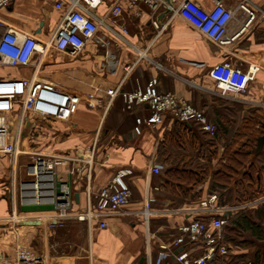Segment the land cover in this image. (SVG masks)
Returning a JSON list of instances; mask_svg holds the SVG:
<instances>
[{
	"label": "crops",
	"instance_id": "1",
	"mask_svg": "<svg viewBox=\"0 0 264 264\" xmlns=\"http://www.w3.org/2000/svg\"><path fill=\"white\" fill-rule=\"evenodd\" d=\"M59 1L65 6L69 3L12 0L9 8L0 10V17L32 33L45 46L63 17V10L55 8ZM183 1L171 0L169 5L161 2L153 7L141 1L121 0L122 12L114 18L109 11L117 0H105L89 10L101 25L95 39L77 55L49 47L45 54H35L29 66L5 67L3 71L0 68V79H30L36 69L39 81L78 97L69 120L45 121L43 129L35 134L39 126L35 129L29 117L19 140V150L25 151L32 142L33 152L47 154L87 152L94 147L93 162L90 166L84 164L79 176L68 178L69 165L60 168L61 176L70 179L74 192L73 212L85 209L89 194L97 193L114 176H122L132 191L130 203L105 218L104 229L99 227V220L91 225L73 217L66 219L62 227L49 224L55 219L53 209L32 213L42 219L40 225L10 222L13 208L9 198L2 195L3 182H8L2 167L5 160L11 163V156L3 151L11 148L17 136L19 118L16 113L0 114V264H157L160 245L180 236L178 227L191 220L186 212L199 202L192 199V193L179 199L165 190L162 184L169 165L158 156L166 132L178 120L167 116L159 126L135 135L136 117L147 115L149 110L141 111L143 106L127 109L125 95L156 80L159 92L183 97L204 113L216 133L208 136L198 122L183 123L197 124L214 139L219 156L243 125L245 116L264 109V0H249L257 17L248 28L247 16L236 13L228 29L230 36H238L223 47L178 14ZM193 1L206 10L217 2ZM223 1L232 10L239 2ZM2 33L0 28V36ZM223 61L241 69L250 63L261 67L245 94L223 96L216 89L208 73ZM91 101H99V107L90 106ZM19 155L17 171L23 177L29 158L21 162ZM196 158L189 149L187 164ZM154 165L162 167L159 174L152 173ZM208 184L207 180L202 187L206 190ZM147 198L153 199V214L148 220L142 214ZM161 264L174 261L170 258Z\"/></svg>",
	"mask_w": 264,
	"mask_h": 264
},
{
	"label": "built area",
	"instance_id": "2",
	"mask_svg": "<svg viewBox=\"0 0 264 264\" xmlns=\"http://www.w3.org/2000/svg\"><path fill=\"white\" fill-rule=\"evenodd\" d=\"M68 1L66 6L61 1L55 4L56 9L63 10V17L51 40L45 46L41 45L32 33L23 31L0 17V28L3 30L0 36V67L29 66L35 54H45L49 47L63 53L68 51L69 55H77L95 39L101 24L93 20L89 10L97 8L105 0ZM120 1L114 2L109 11L114 18L122 12ZM127 1L131 3L141 1L153 7L165 2L164 0ZM11 4L12 0H0V10L9 8ZM168 9L170 10L169 7ZM177 12L220 47L231 44L238 36V34L230 36L228 29L230 20L237 12L247 16L246 28L257 17L249 0H239L234 10L229 9L223 0H217L211 10L202 8L193 0H184ZM154 25L158 27L157 22ZM260 70L261 67L255 63H250L246 69H241L228 61H223L213 66L208 75L216 89L225 96L227 93L245 94ZM37 72L38 70L35 69L30 79H0V114L16 113L19 118L17 136L11 148L3 151L11 156L13 166L10 186L7 189L13 208V214L9 220L12 223L40 221L42 219L30 212H24L22 208L50 206L55 219L49 221V224L62 227L66 219L73 217L91 225L94 220H99V227L104 229L107 227L105 218L120 212L130 203L132 191L128 183L122 176H114L97 193L89 194V203L85 209L73 212L74 192L70 179L65 180L60 173L61 167L69 165L68 178L79 176L83 165L90 166L93 162L94 147L87 152L77 150L65 154L28 152L29 162L25 166V174L23 177L18 174L20 134L29 117L32 118L30 123L35 129L41 121H67L78 98L61 88L39 81ZM125 99L129 110H133L135 106H143L141 111L149 110L147 115L136 117L133 129L135 135L140 136L144 129L159 126L167 116L181 122H198L202 125L204 132L212 137L216 133L215 126L205 118L202 111L190 105L183 97L159 92L156 80L149 81L142 90L126 94ZM88 103L92 107H99L100 104L99 101ZM151 171L159 174L162 167L154 165ZM217 200V194H212L200 200L197 207L186 212L191 220L178 227L180 236L168 244L160 245L157 264L170 258L173 259L174 264H229L236 254V249L223 241V227L230 215L237 210L248 208L250 202L238 206L221 207ZM152 202V198L145 200L142 214L146 220L153 214ZM32 264L38 263L34 261Z\"/></svg>",
	"mask_w": 264,
	"mask_h": 264
},
{
	"label": "trees",
	"instance_id": "3",
	"mask_svg": "<svg viewBox=\"0 0 264 264\" xmlns=\"http://www.w3.org/2000/svg\"><path fill=\"white\" fill-rule=\"evenodd\" d=\"M43 122H38L39 130L35 134L43 129ZM207 134L195 123L173 122L158 151V156L169 165L162 184L165 190L179 199L192 193L196 202L214 193L221 207L243 205L263 196L264 147L259 154L255 151L258 139L264 134V109L253 110L245 116L243 125L220 156L215 140ZM30 143L34 148L35 144ZM189 149L197 158L187 164ZM207 180L205 190L202 186ZM5 182L4 196L8 188ZM258 205L256 209L237 210L223 227V241L236 249L229 264H264V201Z\"/></svg>",
	"mask_w": 264,
	"mask_h": 264
},
{
	"label": "rangeland",
	"instance_id": "4",
	"mask_svg": "<svg viewBox=\"0 0 264 264\" xmlns=\"http://www.w3.org/2000/svg\"><path fill=\"white\" fill-rule=\"evenodd\" d=\"M1 70L3 71V70H5V68L2 67ZM29 149L32 151V148H30V146H28V148L25 149V151L24 150H22V151L20 150V155L19 156H21V160H22L21 162H24L25 159L29 158L28 152H31ZM22 152H23V154H22ZM94 155H95V153H94ZM5 162H6V165H5V167H2V168L5 170L4 174L5 173L8 174V175H6L7 176V179H8V182H5V184L7 183L8 187H9L10 186V181H11V173L13 171L12 170V164H11L12 161L10 163L9 162V159H8V160H5ZM5 162H4V164H5ZM8 169H10V170H8ZM6 196L9 198L8 193L6 194ZM260 198L264 199V195L261 196V197H259V198H257V199H255V200H253V201H251L249 203L250 205H249L248 208L256 209L259 206L258 203H261L262 201H264V200H262ZM257 200H259V201L256 202ZM22 210L24 212H30V213H33V212H46V211H51L52 210V207H50V206H39V207L35 206V207H29L28 208V206H25V207L22 208Z\"/></svg>",
	"mask_w": 264,
	"mask_h": 264
},
{
	"label": "water",
	"instance_id": "5",
	"mask_svg": "<svg viewBox=\"0 0 264 264\" xmlns=\"http://www.w3.org/2000/svg\"><path fill=\"white\" fill-rule=\"evenodd\" d=\"M166 4H171V0H164ZM264 147V134L258 139V143H257V147H256V151L255 153L256 154H259L261 153L262 149ZM78 197V195H76V198ZM23 224L25 225H32V226H35V225H40L41 224V221L39 220H29V221H25V222H22Z\"/></svg>",
	"mask_w": 264,
	"mask_h": 264
}]
</instances>
